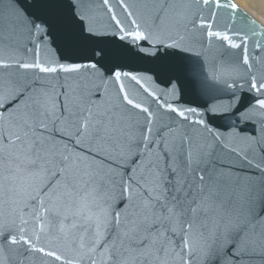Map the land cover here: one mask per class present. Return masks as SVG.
Wrapping results in <instances>:
<instances>
[{"label":"snow or ice","instance_id":"6c2138e0","mask_svg":"<svg viewBox=\"0 0 264 264\" xmlns=\"http://www.w3.org/2000/svg\"><path fill=\"white\" fill-rule=\"evenodd\" d=\"M0 264H264V27L0 0Z\"/></svg>","mask_w":264,"mask_h":264},{"label":"rangeland","instance_id":"374dc122","mask_svg":"<svg viewBox=\"0 0 264 264\" xmlns=\"http://www.w3.org/2000/svg\"><path fill=\"white\" fill-rule=\"evenodd\" d=\"M237 1L243 8L249 9V12L251 11L252 13L251 12L250 13L252 15H254L260 22H262L264 24V14H262V13H264V11L260 7L254 5L250 2H247L245 0H237ZM252 5H254V6H252Z\"/></svg>","mask_w":264,"mask_h":264},{"label":"bare ground","instance_id":"6f19581e","mask_svg":"<svg viewBox=\"0 0 264 264\" xmlns=\"http://www.w3.org/2000/svg\"><path fill=\"white\" fill-rule=\"evenodd\" d=\"M237 3H238V1L237 0H235ZM245 1H247V2H250V3H252V4H254V5H256V6H258V7H260L263 11H264V0H245ZM239 4V3H238ZM254 5H252V6H254ZM247 11H248V13H250L249 12V9H247V8H245ZM258 9V8H257ZM252 13V12H251ZM250 13V14H251ZM254 14V13H253ZM252 15V14H251ZM253 17H255L254 15H252ZM256 18V17H255Z\"/></svg>","mask_w":264,"mask_h":264},{"label":"water","instance_id":"95a60500","mask_svg":"<svg viewBox=\"0 0 264 264\" xmlns=\"http://www.w3.org/2000/svg\"><path fill=\"white\" fill-rule=\"evenodd\" d=\"M236 4H238L236 1H235ZM242 9H244L246 12H248L245 8H243L240 4H238ZM250 14V13H249ZM251 15V14H250ZM252 16V15H251ZM253 17V16H252ZM255 18V17H254ZM257 23H259L262 27H264V24L262 22H260L257 18H255Z\"/></svg>","mask_w":264,"mask_h":264}]
</instances>
